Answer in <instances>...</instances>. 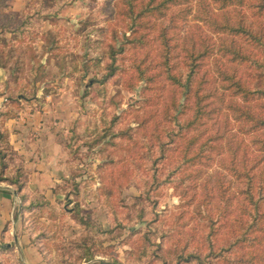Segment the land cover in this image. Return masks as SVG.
Masks as SVG:
<instances>
[{
  "label": "rangeland",
  "instance_id": "374dc122",
  "mask_svg": "<svg viewBox=\"0 0 264 264\" xmlns=\"http://www.w3.org/2000/svg\"><path fill=\"white\" fill-rule=\"evenodd\" d=\"M124 1L8 0L0 6V27L4 26L0 32V109L8 114L0 125L6 131L2 147L8 154L13 151L9 142L12 130L19 140L39 136L38 127L34 128L39 119L33 116L39 110L37 115H42L41 121L64 148V178L55 188L62 198L43 209L41 217L45 219L34 220L18 212V200L8 219L0 214V264H105L96 258L111 264L114 259L121 264H196L178 263L175 256L186 243V251L209 255L208 217L226 198L231 201L233 215L239 216L244 183L232 166L241 168L243 155L252 159L258 155L264 164V150L253 141L260 132H241L242 119L232 106L255 102H243L226 90L223 100H206L205 109L212 111L201 120L203 124L188 131L189 136L199 134L200 139L218 133L220 151L203 165L188 161L173 173L176 176L169 174L181 161L185 144L180 133L169 139L162 129H170L167 116L176 115L181 123L192 118L194 97L186 99L164 77L160 28L165 27L173 71L185 72L183 59L191 49L207 48L194 76L203 80L201 93L227 83L220 79L219 69L251 81L253 68L232 60L230 53L218 51L219 45L251 50L258 57L261 48L241 36L220 33L209 21L200 20L197 15H203V6L195 2L173 6L161 16H148L149 27L140 28L145 31L144 44H126L124 32L129 33L130 21ZM141 2L134 1L136 10ZM208 3L218 21L224 17L231 23L240 20L253 32L263 33L264 39V13L222 5L220 0ZM124 43L125 50L112 64L119 67H114L113 73L110 53ZM138 63L155 77L154 82L138 79ZM21 95L30 99L13 101ZM171 99L179 105L172 107ZM204 127H209L205 134ZM160 141L166 142L164 157L159 154ZM15 154L7 157L10 166L6 173L11 163L22 164L17 151ZM199 168L201 172L194 173ZM153 171L157 174L155 183ZM182 175L189 176L180 182L177 179ZM0 184L13 189L5 182ZM146 193L150 201L144 198ZM143 207L145 220L138 221L136 214ZM72 209L77 212L70 215ZM77 215L84 217L86 227L76 224ZM224 222L213 236L216 249L227 239ZM112 224L116 226L110 234L101 232ZM13 225L22 233L28 226L30 235L38 237L33 244L44 254L42 259L36 258L37 249L29 250L26 245V258L23 249L18 251ZM83 237L90 238L95 252L89 261H83L76 247ZM4 243L9 249L1 247Z\"/></svg>",
  "mask_w": 264,
  "mask_h": 264
},
{
  "label": "trees",
  "instance_id": "16d2710c",
  "mask_svg": "<svg viewBox=\"0 0 264 264\" xmlns=\"http://www.w3.org/2000/svg\"><path fill=\"white\" fill-rule=\"evenodd\" d=\"M8 0H0V6H4ZM135 0H125L126 15L129 18L130 23L128 24L129 33L125 36V43L135 45L137 43L144 44L145 29L150 25L147 20L150 15H163L165 11L173 6L186 7V5L191 4L192 2L197 3L198 7L203 6L202 14L197 15L201 20L209 21L214 29L220 33H227L230 36H241L245 41L254 44V46L261 48L260 54L261 57H258L251 50H243L240 48H232L230 45H219L217 50H222L223 53H230L232 55V60L237 62H242L248 64L252 69V77L249 79L251 81H245L241 77H238L233 74H227L226 72L219 69V77L222 79L223 83L221 86L210 87L209 92L201 93V83L202 79L195 80V75L199 72V65L201 58L207 54V48L202 51L197 50L189 51L184 57L185 62V72L178 71L176 68L173 71L174 63L171 62L170 55V45L168 44V38L166 37L165 27L160 28L158 36L162 39L163 42V53L161 54V65L162 71L164 72V77L176 88H179L180 93L185 95V98L188 99L191 95L194 97L193 101V115L192 118L181 123L180 118L176 115H171L172 117H166L171 123L170 129L167 127L163 128L165 136H168L169 139L176 133H180L181 137L184 139L185 149L181 161L178 162L176 167L171 169L170 175L174 172L179 171L181 164H186L193 162L194 165H203L208 159L211 158L212 154L216 151H220L219 148H222L221 142L218 143L220 139L218 133L205 135L202 139L199 138V134L194 136H189L188 131L195 124H203L201 121L204 116L207 118V113L212 111V109H205V105L208 102L213 100V97L217 100L224 99V92L230 90L234 95H239L242 98L243 102L254 101L253 105H243L236 103L235 110H237L239 116L241 117V126L239 129L241 132H253L258 131L257 135L254 136L253 141L257 142L259 149L264 150V39L263 33H256L249 29V26L245 23H242L240 20L236 23H231L228 18L224 17L223 21H218L209 8L208 0H142L139 5V8L135 9ZM223 5H235L244 8H250L255 10L256 13H264V0H220ZM192 5V4H191ZM211 10V11H210ZM153 23V22H152ZM152 25L151 27H153ZM4 26L0 27V32H2ZM140 28L144 29L141 30ZM13 31V30H12ZM142 31V32H141ZM133 35V36H132ZM118 47L116 51H111V70L115 67L113 62L117 60V54L125 50V45ZM137 66V74L139 80H144L146 83L154 82L155 77L146 73V67H143L139 63ZM119 67H115L117 69ZM113 71V70H112ZM114 73V71H113ZM149 86V85H148ZM30 98L25 95L18 96L16 99L13 98V101L25 100L28 101ZM172 107H176L177 104L174 99H171ZM184 104V103H183ZM187 104V103H186ZM165 114H167V108L164 109ZM7 111L0 109V125L1 120L7 117ZM209 127H204L202 129L203 134L207 132ZM175 130V131H174ZM184 131L186 134H184ZM159 136L160 134L157 133ZM176 135V134H175ZM180 136V135H179ZM6 139V131L3 128H0V182H5L6 184L13 187L16 191L19 200H20V209L21 214H25L28 218H33L34 220L40 218L44 208L49 207L50 201L41 193H29L26 191V182H27V171L24 169L23 165L11 163V167L6 173V169L10 166L8 160L15 156V151L12 148V152H5L6 148L2 147ZM217 140V143L214 141ZM163 142V143H162ZM160 141L158 144L160 156H166V142ZM192 145L194 147H192ZM213 152L207 153L209 150ZM8 150V149H7ZM220 153V152H219ZM218 153V154H219ZM12 156V157H11ZM9 157V159H7ZM252 159L251 157L242 156L240 159L241 168L232 166L231 170L240 177L244 183V188L242 190V199L239 201V216L233 215L232 211L229 209L231 204L230 199H225L224 203L219 205L216 208V212L213 215L209 216V232H208V251L209 255L202 256L199 251H186L188 243H186L179 253L176 254V262L183 261H193L196 264H264V164L261 163V159L258 155H255ZM11 162L13 161L10 160ZM239 169V170H238ZM201 169H197L194 173L199 174ZM179 173V172H178ZM189 175H182L178 177L177 180L180 182L183 179H186ZM152 182L155 183L157 179V174L153 171ZM175 178V177H174ZM172 179V178H171ZM170 179V180H171ZM175 179H172L171 182L175 183ZM159 184V183H157ZM110 194H108V199ZM147 200L150 201L151 197L146 193ZM138 210L136 216L138 221L145 220V209ZM70 215L76 213L77 210L72 209ZM211 213H209L210 215ZM38 217V218H37ZM225 219V226L228 228L227 239L225 244L221 245L216 249L214 244L213 236L219 233L218 229L221 226L222 220ZM116 220L117 217H116ZM76 224L79 226L86 227L85 219L83 216L77 215ZM117 224V222H116ZM116 225L112 224L108 227V231H101L105 234H110L113 228ZM117 226H121L118 223ZM23 228V227H22ZM29 227L25 226L24 230ZM29 232V231H28ZM41 234H45L41 232ZM91 234V233H89ZM93 236V235H90ZM163 236V235H162ZM38 237H31L32 242L36 243ZM94 242V241H93ZM4 250L9 249V246L4 243L1 245ZM81 251V257L83 261H89L94 257L95 252L90 244V238L83 237L81 242L76 245ZM44 255V254H43ZM210 257L208 262H204L203 259ZM150 261V260H149ZM113 264H121L118 260L114 259Z\"/></svg>",
  "mask_w": 264,
  "mask_h": 264
},
{
  "label": "crops",
  "instance_id": "0c3cea01",
  "mask_svg": "<svg viewBox=\"0 0 264 264\" xmlns=\"http://www.w3.org/2000/svg\"><path fill=\"white\" fill-rule=\"evenodd\" d=\"M38 113L39 110H35L33 116L35 120L39 119V122L34 125V128L38 127L39 132L37 134L39 136H26L19 140L12 130L9 131V142L13 146V150L17 151V155L19 154L21 163L27 171L26 191L29 193H41L50 201L51 205H54L53 203H56V199L60 200L62 198L60 196L62 194L55 188L60 186L64 178H62L64 175H62L61 170L62 162L64 163V148L58 143L55 133L49 130L44 121H41L43 117L42 115H37ZM36 116L41 117L36 118ZM10 120L14 121V119ZM13 190L6 185L0 184V203L3 204V207H0V214L6 217V219L9 218V212L14 208L15 201L18 200L20 202L18 195H15ZM18 212H21L20 208ZM41 218L45 219V217H40L39 219L41 220ZM2 222L3 219L0 216V223ZM44 226L48 229L47 225ZM11 229L12 234H15L14 238L17 240L18 248L15 242L14 245L19 250L23 249L25 258L27 257L25 245L29 250L37 249L38 252V248L33 244L32 235H30L28 230L23 229L25 233H22L18 231L19 227L17 228L14 225ZM43 257V254L38 252V257L36 258L42 259Z\"/></svg>",
  "mask_w": 264,
  "mask_h": 264
},
{
  "label": "water",
  "instance_id": "95a60500",
  "mask_svg": "<svg viewBox=\"0 0 264 264\" xmlns=\"http://www.w3.org/2000/svg\"><path fill=\"white\" fill-rule=\"evenodd\" d=\"M13 193H14L15 195H17L16 191H14V190H13ZM14 242H15V244H16V247L18 248V243H17L16 238H14ZM18 251H20V250L18 249ZM95 260H98V261L103 262V263H105V264H111V263L105 262V261H104L103 259H101V258H96Z\"/></svg>",
  "mask_w": 264,
  "mask_h": 264
}]
</instances>
